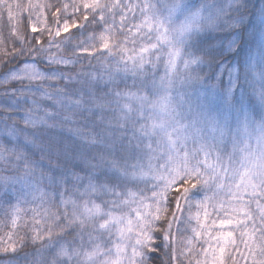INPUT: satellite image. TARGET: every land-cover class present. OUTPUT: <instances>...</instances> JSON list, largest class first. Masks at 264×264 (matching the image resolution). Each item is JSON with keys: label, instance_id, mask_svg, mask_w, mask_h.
Here are the masks:
<instances>
[{"label": "snow or ice", "instance_id": "6c2138e0", "mask_svg": "<svg viewBox=\"0 0 264 264\" xmlns=\"http://www.w3.org/2000/svg\"><path fill=\"white\" fill-rule=\"evenodd\" d=\"M20 7L14 0H0V18L6 15L10 22L16 19L12 34L20 43L19 48L14 45L10 50L0 48V66L22 61L8 68L0 80L4 85H19L3 93L15 99L0 108L6 112L22 111L25 128L47 125V118L55 115L53 108H75L81 114L91 115L93 108L86 106L89 103L100 109L105 107L91 91L90 100L86 101L82 92L67 90V84L81 75L74 77L68 71L79 61L65 56L64 41L55 37L88 23L98 24L101 31L89 39L99 41V47L81 42L72 49L73 55L95 57L99 52L118 56L115 67L105 69L106 78L92 73L88 78L92 83L112 86L103 95L113 97L107 103L115 104L113 114L120 135L108 132L106 138L101 134L99 140L96 136L85 139V143L99 145L102 150L66 156L67 167H60V176L48 177L61 189L58 195L65 208L62 216L52 214L53 226L59 227L61 233L74 227L81 231L77 233L78 244L54 245L52 227L43 233L34 230L32 243L47 239L52 249L47 264H146L154 258L165 264L158 255L161 249L165 257L175 261L191 253L194 241L208 244L203 252L205 256L211 252L212 264H225L226 254L233 264H238L233 253L244 256L235 234L240 228L243 229L240 242L248 252L244 258L251 259L252 264H264V207L260 203L264 199V4L258 9L259 23L247 33L246 49L245 0H225L223 6L203 5L196 10L185 0H177L165 8L167 16L162 15L155 0H112L111 3L84 0L85 25L76 19L70 24L65 19L53 34L50 28L41 29L31 23L29 16V31L37 34L32 40L19 33L22 16H15L13 9ZM37 7L45 6L28 5L29 9ZM67 7L64 5L65 10ZM73 7L79 10L80 6ZM178 12L184 14V19L177 24L174 17ZM221 28L241 33L227 45V51L238 57L243 52L235 65L218 59L223 52L217 53L211 45L204 46L202 34ZM44 31L49 36L47 43L40 38ZM117 32L123 40L115 39ZM144 40L149 43H138ZM66 41L70 43L71 36H66ZM162 57H166L164 74L149 79L146 70L155 68ZM130 73L133 82L128 86ZM59 81H64L65 87H60ZM120 82L125 83L124 90L118 88ZM237 89L239 96L235 95ZM23 99L31 107L23 108ZM254 100H258L262 110L259 121L252 119L250 106ZM43 102H50L52 108ZM40 112L44 115L40 116ZM6 119H0V195L17 201L11 221L15 229L20 202H26L30 195L35 199L36 193L43 198L45 193L31 178L35 162L29 158L28 149L35 147L34 141L22 136L16 123L9 125ZM64 119L74 122L72 116ZM253 138L255 148L248 143ZM241 142L244 147L238 149ZM229 143L231 153L227 152ZM237 150L244 154L238 165L233 159ZM21 166L23 174H15ZM138 183L151 184L150 195L129 188L130 184ZM16 185H20L19 191ZM208 192L213 195L209 196ZM221 193L228 199V210L223 200L214 203ZM105 196L111 199H101ZM252 201L258 215L249 210ZM220 210H224L222 218ZM214 215L216 218H212ZM193 221L196 226L188 229L193 235L181 241L184 248L178 252L173 243V227L178 233L184 230L181 225H191ZM209 223L219 229L218 234L209 230ZM88 224L91 231L85 240L83 229ZM157 232L161 244L156 243ZM204 236L208 239L204 240ZM8 240L10 243L0 247V251L15 253L17 246L25 243L24 237L16 239L15 233H9ZM212 240L215 246L210 243Z\"/></svg>", "mask_w": 264, "mask_h": 264}, {"label": "trees", "instance_id": "16d2710c", "mask_svg": "<svg viewBox=\"0 0 264 264\" xmlns=\"http://www.w3.org/2000/svg\"><path fill=\"white\" fill-rule=\"evenodd\" d=\"M163 0H155L157 7L160 9L162 15L167 16L166 7H170L174 5L177 0H165V3H160ZM15 3L20 4V9L14 8L15 16H22V23L19 24V33L24 36L27 40H32L34 35L29 31V16H31V23H35L38 28H50L54 34L57 26L62 27L65 19L69 21L71 24L72 19H76L79 24L85 25V21L83 20V15L85 10L82 7V3L84 0H14ZM91 2V0H88ZM102 3H111L112 0H101ZM135 2V0H132ZM188 4H190L194 9L200 8L203 5L209 6H223L225 0H185ZM34 5H44L43 9L37 7L33 9H29V4ZM247 5V14L245 19V30L243 34V43L246 46L248 35L247 32L253 29L259 21V12L258 9L264 4V0H245ZM64 5H67V9L65 10ZM79 5V10H76L73 6ZM59 9V12H57ZM89 20L92 19V13L88 12ZM39 17V19H37ZM58 18V23H57ZM117 21H119V15L116 16ZM181 19V20H180ZM184 19V14L177 13L174 17L175 23H180ZM16 19H13L11 22L7 19V16L4 15L0 18V48H7L10 50L12 46L19 48L20 43L17 40L16 36L12 34V26L16 25ZM101 31V27L98 24L88 23L83 28H72L70 33L63 34L60 37H55L57 41H64L63 44V54L65 56H72L73 59H77L79 62L74 66L68 69L69 74L74 77L77 74H81L78 77V80L73 82H69L67 84L68 91H78L84 94V99L86 101L90 100L89 92H93L96 96L98 102L105 104L103 109L97 108L95 104L89 103L86 105L87 107L93 108V113L89 115L88 113L81 114L78 109L68 108V107H57L53 108L55 115L47 118V125H52L51 127L47 125H41L35 129L28 127L25 128L22 122V118L24 113L22 111L15 112H6L3 108H0V119H6L7 124L16 123L19 129L22 130V136L27 135L29 139L34 141L35 147L30 146L28 149L29 158L35 162V167L33 168L32 180L36 182L37 186L43 190L45 195L43 198L40 197V193H36V198L30 195L27 198V201L23 200L20 202L19 207L21 209L19 214V219L17 221V227L13 229L12 227V218H13V206L16 205L17 201L9 196L0 195V247H3L10 243L8 240L9 233H15V238L24 237L25 243L23 246H17L18 250L15 253L9 251L8 253H4L0 251V264H47V261L51 258L52 249L48 247V240L45 239L43 241H37L36 243H32V236L34 235V230H38L41 233L45 232L49 227H52L53 236L52 243L55 245L57 242L59 243H79V237L77 235L78 232L81 231L78 227H74L73 229L65 230L63 233L60 232L59 227L53 226V221L51 216L53 213L62 214L65 211V208L60 204L59 193L61 189L55 186L52 182L49 181L48 177L50 175H55L57 177L60 176V167L66 168L67 165L64 164V160L66 156L74 155L75 153H88L91 154L96 151L102 150L99 145H89L85 143V139H91L92 136H96L97 140L101 138V134H103L106 138L107 133L111 132L114 136L120 135V129L116 123V116L113 114V109L115 108V104H108V101L113 100L111 96H104L103 94L108 92L111 85L105 86L103 82L100 83H92L89 81L88 74L92 73L96 76H104L106 78V68H114L115 61L118 59L117 57H109L106 53L101 55L99 52L95 57H88L86 55L82 56H74L72 49L75 45L83 42L85 46L95 43L97 48L99 47V41L90 40L89 37L93 34H99ZM241 35L239 32H234L227 28H221L217 31H212L207 34H202L204 46L211 45L217 53L223 52L224 55L222 57L218 56V59H221L227 63L236 64L237 59L240 56H236L234 53H229L227 51V45L230 39L234 36ZM66 36H71V42L68 43L66 41ZM40 38L47 43L49 36L47 31H44ZM116 40H123V36L117 32L115 36ZM249 41V40H248ZM34 43V40L32 41ZM138 43L147 44L149 41L144 40ZM254 43V42H252ZM131 47V45H129ZM165 57H162L161 61L157 62V66L155 68H148L147 77L151 79L153 75L157 77L164 74V65L163 60ZM18 63H22V61H13L12 63L7 64L6 66H0V80L3 79L5 73L8 68L16 66ZM205 72L207 69L204 70ZM203 75V73H201ZM227 75L224 76L225 83L227 82ZM133 82V77L131 73L127 79V85L131 86ZM60 87H65L64 81L58 82ZM19 85L16 83H10L4 85L0 83V105H4L5 107L10 103V100L15 99V97H11L8 95H3L8 89L16 88ZM118 88L120 90L125 89V83H118ZM49 91H55V89H48ZM135 91V89H132ZM236 96L240 95V90L237 89ZM37 99L39 98V93H37ZM49 108H52L50 102H43ZM21 104L23 108L31 107L30 103L27 102L26 99L21 100ZM255 104L254 108L257 105V100L252 102V106ZM252 116H254L255 111H251ZM40 116H43L44 113L40 112ZM65 116H72L74 122H69L64 119ZM100 116H103V120L99 119ZM253 119V118H252ZM109 121H111V126H109ZM253 136H255L254 125H253ZM6 140V138H4ZM253 148L255 145V138L248 141ZM238 149L244 147V143L241 142L238 144ZM227 152H232V145L229 143L227 147ZM243 153L239 150L234 155V163L238 165L239 160L241 159ZM227 156H225V160ZM122 163V161H121ZM55 169V172L52 170ZM7 174V173H5ZM17 175L23 174L22 166L20 169L16 171ZM43 177V179H41ZM17 191L20 189V185L15 186ZM69 189L71 185H68ZM129 188L133 191L140 190L143 191L145 196L150 195L149 189L151 188V184H130ZM209 196H212V192H208ZM101 199L109 200L111 197H102ZM245 199H248L245 196ZM223 200L225 202V210L229 208V202L225 194H219L217 201L214 203H218V201ZM100 200H97L99 203ZM261 206L264 207V199L260 201ZM234 206V205H233ZM250 211L254 213V215H258L256 210V203L252 201L250 203ZM69 214L71 213V208L67 209ZM193 212L196 211L195 208L192 209ZM209 212H213V209L210 207ZM186 214V213H185ZM224 216V210L219 211V217ZM212 218H216L214 215ZM40 221L39 224H36L35 221ZM163 225V221H162ZM195 222L193 221L191 225L185 223L181 225L183 231L176 232L175 226L173 227V243L177 251L179 252L184 245L181 244V241L186 237H191L193 233L188 230L189 227H195ZM209 230L213 232L214 235L219 233V229L212 226L209 223ZM91 231V224H88L83 229L84 238L87 240V232ZM243 231L242 228L236 230L237 244L239 245L240 252L244 253L242 257L239 254L233 253L236 257V261L238 264H252L251 259H245L244 257L248 256L247 250L244 248V245L240 242V232ZM71 232V234H69ZM160 233L157 232V244L163 243V241L159 238ZM204 240H207L208 237L204 236ZM210 243L215 246V241L212 240ZM192 251L188 255L180 256L179 260H171L168 257L164 256V250L161 249L158 253L159 257H161L165 264H196L197 261H200V264H204L207 261V264H212V256L211 252L207 256H205L203 252V248H207L208 244H204L202 241L197 243L196 241L192 244ZM228 252H232L231 246L228 248ZM218 255V251H217ZM146 264H161L160 259H152L148 260ZM225 264H233L231 259L227 258V254L225 256Z\"/></svg>", "mask_w": 264, "mask_h": 264}, {"label": "rangeland", "instance_id": "374dc122", "mask_svg": "<svg viewBox=\"0 0 264 264\" xmlns=\"http://www.w3.org/2000/svg\"><path fill=\"white\" fill-rule=\"evenodd\" d=\"M160 3L162 4V7H163V4L165 3V0L161 1ZM222 5H224V4H222ZM194 10H196V9H194ZM180 20H181V19H180ZM250 32H251V30H250L249 32H247V33H250ZM248 43H249V41H248V39H247V44H246V46H245V49L247 48ZM242 56H243V52H242V54H241V57H242ZM165 59H166V57H165ZM239 59H240V57L237 59V62H238ZM254 106H255V104L253 105V107H251V111H255V114H254V116H252V118H253L254 120H256V121H259V119L261 118L262 110H261V108H260V106H259V102H258V100H257V105H256L255 108H254ZM255 142H256V141H255ZM255 145H256V143H255Z\"/></svg>", "mask_w": 264, "mask_h": 264}]
</instances>
